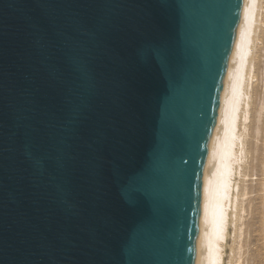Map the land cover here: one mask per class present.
<instances>
[{
	"label": "water",
	"instance_id": "1",
	"mask_svg": "<svg viewBox=\"0 0 264 264\" xmlns=\"http://www.w3.org/2000/svg\"><path fill=\"white\" fill-rule=\"evenodd\" d=\"M246 0H0V264H198Z\"/></svg>",
	"mask_w": 264,
	"mask_h": 264
},
{
	"label": "bare ground",
	"instance_id": "2",
	"mask_svg": "<svg viewBox=\"0 0 264 264\" xmlns=\"http://www.w3.org/2000/svg\"><path fill=\"white\" fill-rule=\"evenodd\" d=\"M261 10V0H246L210 157L198 264H225L224 248L227 247L225 241L228 239L229 228L231 224L235 225L233 231L236 233V247L230 244L234 253L239 245L238 239L241 241L243 235V223L240 222L243 212L247 210L244 201L248 199L251 203V197L246 196L252 189L244 183L249 174L247 170L244 171L247 167L243 164L250 152H247L248 146L246 148L249 141H245L247 132L243 130L246 133L244 135L242 129L247 130L249 125L246 121L251 119L250 107L253 102H249V86L253 80V70L256 71L255 67L253 69L255 63L251 55L252 51L255 52L253 47L257 41L255 35ZM241 246L238 248L241 249ZM236 253L233 255L234 260ZM239 255L234 264H242Z\"/></svg>",
	"mask_w": 264,
	"mask_h": 264
},
{
	"label": "rangeland",
	"instance_id": "3",
	"mask_svg": "<svg viewBox=\"0 0 264 264\" xmlns=\"http://www.w3.org/2000/svg\"><path fill=\"white\" fill-rule=\"evenodd\" d=\"M261 9L259 17L261 21L259 20L257 24L256 30L258 32L256 31L255 35L257 41L255 40V46L253 47L255 52L252 51L254 56L251 55L254 60L253 63H255L253 69L254 67L256 69L255 72L253 70V73L256 76L252 73L253 80H251L252 83L250 81L251 85L249 86V94L251 95L249 102L253 103L250 107V109L252 108V113L250 112L249 116L251 119L249 118V120L246 121V124L251 127L246 125L247 130H245L242 129L243 125L241 126L242 131L244 130L247 132L246 134L243 131L244 135L246 134L245 141H249L246 148L247 146L250 148L249 150L247 148V152H250L247 153L248 158L246 157V162H243V164L247 167L244 171L247 170L249 174L246 177L248 179L247 182L244 183H247V187L252 189L251 192L250 189L247 188V192L250 191L251 193L249 192L246 196L247 198L251 197V203H249L248 199L245 200L246 202L244 201V206L245 208L247 207V210L243 212L244 216L240 222L243 223V235L241 241L238 239L239 245H237V249L234 253L231 247L232 245L233 247H236V245L234 246V237L236 233L233 231L235 230V225L231 224V227L229 228L228 239L225 241L227 247L226 249L224 248L225 264H234L236 258L240 256L239 253L241 254L240 259L242 264H264V0H261ZM238 246L239 248L241 246V249H239ZM235 253L236 256L234 260L233 255ZM230 260H232V262H230Z\"/></svg>",
	"mask_w": 264,
	"mask_h": 264
}]
</instances>
